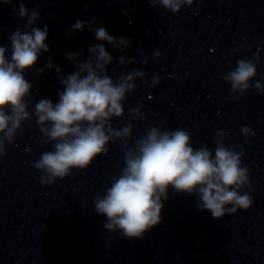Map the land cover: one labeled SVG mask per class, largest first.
<instances>
[{"label": "clouds", "instance_id": "obj_1", "mask_svg": "<svg viewBox=\"0 0 264 264\" xmlns=\"http://www.w3.org/2000/svg\"><path fill=\"white\" fill-rule=\"evenodd\" d=\"M0 2L10 4L12 0ZM146 2L176 14L197 0ZM14 12L19 19L26 18V29L30 31H22L18 27L10 34V59L8 46L0 44V158L7 155V145L14 144L17 134L23 132V125L33 116L41 133L39 142L52 146V150L43 152L31 162L41 173L40 182L44 185L63 180L73 170L87 169L98 156L109 152V143L122 141L124 166L118 175L110 178V186L102 193H96L93 204L98 214L107 217L103 227L108 232L118 230L128 239L142 238L161 223L163 201L168 200L169 190L196 194L197 209L210 212L214 219L251 208L253 198L248 191L252 189L250 169L242 162L244 144H250V138L255 135L249 126L240 129L244 144L238 151L234 145L225 143L231 136L230 131L217 130L213 139L214 149L206 144L193 147L188 130H165L166 121H161L159 127L149 121L144 134L129 145L133 134L132 121H148V114L142 111L143 104L128 112L129 123L126 125L116 128L112 121L125 116L124 102L128 94L138 90L137 80L146 83V73L134 69L121 72L114 80L108 73L114 58L103 42L114 51L123 53L129 49L131 41L110 35L103 26L95 27L97 23L102 25L95 17L87 22L77 20L66 33L69 38L87 26L95 39L102 43L90 45L87 50L90 55L82 62L77 61L81 53H67L68 60L76 62V70L61 75V68L51 59L45 68L36 67L41 54L50 51L46 43L48 27L41 29L35 26L40 19L39 11H29L24 0H19V8ZM247 47L251 49L252 45ZM239 50H230V55ZM161 56L158 49L152 53L153 60ZM140 62L147 66V55L141 54ZM259 62L258 53H254L252 58H239L236 66L221 76L230 85L229 99L239 101L251 90L264 94V84L253 82ZM135 63L136 57H119L122 66ZM53 68L63 86V90L57 93L58 100L54 103L51 99L41 98L35 103L34 111L30 112L28 97L32 94L33 84L26 79L25 73L43 75L45 69ZM159 82V77L154 76L148 86L154 87Z\"/></svg>", "mask_w": 264, "mask_h": 264}]
</instances>
